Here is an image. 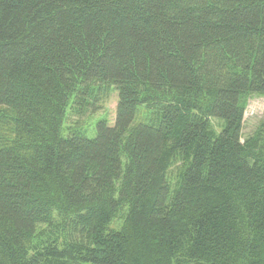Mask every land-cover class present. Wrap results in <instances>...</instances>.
I'll list each match as a JSON object with an SVG mask.
<instances>
[{
  "label": "trees",
  "instance_id": "16d2710c",
  "mask_svg": "<svg viewBox=\"0 0 264 264\" xmlns=\"http://www.w3.org/2000/svg\"><path fill=\"white\" fill-rule=\"evenodd\" d=\"M111 89L112 125L62 135L70 99L92 115ZM252 93L264 0H0V264H264ZM53 213L64 240L34 245Z\"/></svg>",
  "mask_w": 264,
  "mask_h": 264
},
{
  "label": "rangeland",
  "instance_id": "374dc122",
  "mask_svg": "<svg viewBox=\"0 0 264 264\" xmlns=\"http://www.w3.org/2000/svg\"><path fill=\"white\" fill-rule=\"evenodd\" d=\"M241 101L244 104L243 127H242V140L253 138L256 135L262 137L264 142V95L245 94L241 96ZM117 92L111 89L110 97L102 102V108L94 114H89L86 111L80 112L73 103L74 100L70 99L66 108L64 119L62 122V135L67 136L72 132L84 134L86 137H94L96 133L95 124L99 120H106L108 125L114 123L116 117L117 105ZM137 121L150 119L151 113L145 105H140L137 109ZM212 128L219 132L221 122L214 119L210 120ZM179 164L175 163L171 166L167 173V178L171 185L176 184V178L180 171ZM124 212L118 213L115 218L110 222L109 227L119 229L123 221ZM52 222L49 225L42 224L36 229L35 236L31 242L34 245L42 246L48 240L55 236L59 237L58 242H62L65 238V231L62 229L63 219L57 213L52 214ZM54 236V237H55Z\"/></svg>",
  "mask_w": 264,
  "mask_h": 264
}]
</instances>
